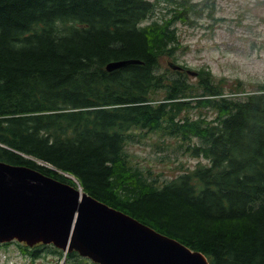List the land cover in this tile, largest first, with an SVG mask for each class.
I'll list each match as a JSON object with an SVG mask.
<instances>
[{"label":"trees","instance_id":"1","mask_svg":"<svg viewBox=\"0 0 264 264\" xmlns=\"http://www.w3.org/2000/svg\"><path fill=\"white\" fill-rule=\"evenodd\" d=\"M175 3L149 22L150 0H0V162L68 174L209 264H264V84L163 67L184 49L175 22L200 15ZM146 135L207 163L159 184L127 153ZM38 247L22 252L63 256Z\"/></svg>","mask_w":264,"mask_h":264},{"label":"water","instance_id":"2","mask_svg":"<svg viewBox=\"0 0 264 264\" xmlns=\"http://www.w3.org/2000/svg\"><path fill=\"white\" fill-rule=\"evenodd\" d=\"M128 64L110 62L106 70ZM13 239L28 246L41 242L75 250L97 264H207L202 254L79 189L36 170L0 162V242Z\"/></svg>","mask_w":264,"mask_h":264},{"label":"rangeland","instance_id":"3","mask_svg":"<svg viewBox=\"0 0 264 264\" xmlns=\"http://www.w3.org/2000/svg\"><path fill=\"white\" fill-rule=\"evenodd\" d=\"M154 3V16L149 22L166 15L163 10L166 2ZM212 6L214 18L223 21L214 22L207 17ZM197 9L200 15H191L192 24L179 22L175 26L184 47L176 53V62L193 70L207 68L216 78L240 80L247 92L256 84H264V0H207ZM206 114L211 116L209 111ZM141 141L128 145L127 153L141 170L150 175L159 174V182L173 178L181 169L193 168L198 162L207 163L202 158L181 156L170 145L166 149L156 135H146ZM23 246V243L19 246L12 243L1 247L0 264L5 261L3 254L9 257L8 264H94L79 256L60 259L59 253H49V248H43L35 259L23 257L20 255Z\"/></svg>","mask_w":264,"mask_h":264},{"label":"bare ground","instance_id":"4","mask_svg":"<svg viewBox=\"0 0 264 264\" xmlns=\"http://www.w3.org/2000/svg\"><path fill=\"white\" fill-rule=\"evenodd\" d=\"M80 194H82V193L80 192Z\"/></svg>","mask_w":264,"mask_h":264}]
</instances>
